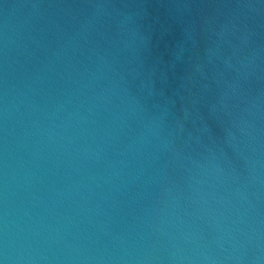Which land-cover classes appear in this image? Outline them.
<instances>
[{
    "label": "water",
    "instance_id": "water-1",
    "mask_svg": "<svg viewBox=\"0 0 264 264\" xmlns=\"http://www.w3.org/2000/svg\"><path fill=\"white\" fill-rule=\"evenodd\" d=\"M0 264H264V0H0Z\"/></svg>",
    "mask_w": 264,
    "mask_h": 264
}]
</instances>
